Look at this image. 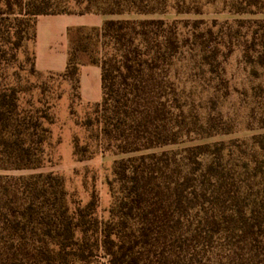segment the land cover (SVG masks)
<instances>
[{
    "label": "trees",
    "instance_id": "1",
    "mask_svg": "<svg viewBox=\"0 0 264 264\" xmlns=\"http://www.w3.org/2000/svg\"><path fill=\"white\" fill-rule=\"evenodd\" d=\"M73 1L84 11L68 12V0H0V264H264V133L163 150L229 132L180 96L171 73L179 22L110 19L71 29L66 70L36 68L41 15L167 14L180 0ZM241 1L236 13L258 6ZM250 44L264 70V21ZM81 56L101 69L102 99L88 104L91 117L79 123L87 136L74 139L73 157L126 156L105 181L111 203L103 211L95 179L90 189L83 183L85 198L62 176L38 172L55 124L51 88L39 78L56 76L81 101ZM209 64L214 72L219 63ZM23 171L30 174H10Z\"/></svg>",
    "mask_w": 264,
    "mask_h": 264
},
{
    "label": "rangeland",
    "instance_id": "2",
    "mask_svg": "<svg viewBox=\"0 0 264 264\" xmlns=\"http://www.w3.org/2000/svg\"><path fill=\"white\" fill-rule=\"evenodd\" d=\"M179 2V11L173 10L167 14L114 17L119 20L164 19L179 22L182 48L171 73L180 96L188 106L194 107L193 111L218 119L220 129L229 132L163 150L217 141L249 142L253 135L264 133V128L260 126L264 116V91H261V86H264V70L257 65L255 51L249 48L255 24L264 21V0H258V6L249 7L247 13H236L237 7L245 3L241 0ZM84 9L85 5L68 0V12L80 13ZM87 21L91 25L85 29H92L98 23L95 18ZM27 49L30 54L33 52V42H30ZM34 50L37 53L36 41ZM245 51L248 52L245 54ZM88 62L86 56H81L82 64ZM209 63H219L215 65L214 72ZM88 65L93 73H97V65ZM40 81L49 83L51 88L49 95L55 100V124L52 126L53 150L50 152L49 163L38 172H54L62 176L70 191L85 198L83 183L90 189L95 179L101 198L100 209L103 211L111 203L105 181L111 178L114 163L126 156L108 154L77 162L73 157V141L79 138L83 142L86 138L87 134L79 123L91 117L92 107L79 101L71 87L56 76L43 75ZM90 86L85 96L91 99L90 103H94L96 99H101L102 93L95 90L93 81ZM10 174L27 175L30 172Z\"/></svg>",
    "mask_w": 264,
    "mask_h": 264
},
{
    "label": "crops",
    "instance_id": "3",
    "mask_svg": "<svg viewBox=\"0 0 264 264\" xmlns=\"http://www.w3.org/2000/svg\"><path fill=\"white\" fill-rule=\"evenodd\" d=\"M91 18L98 20L95 29H100L104 22L110 19L117 20L114 16L100 14H60L41 15L37 18L36 24V47L37 53L35 64L38 71L43 73H62L66 70L69 54V31L71 29L87 28L91 25ZM80 98L84 103L96 104L102 99H96L90 103L91 99L85 94L91 87L92 81L97 89L102 93L101 69L98 66L97 73L92 72L88 64H82L79 70Z\"/></svg>",
    "mask_w": 264,
    "mask_h": 264
}]
</instances>
